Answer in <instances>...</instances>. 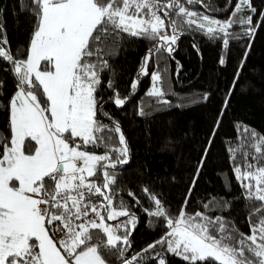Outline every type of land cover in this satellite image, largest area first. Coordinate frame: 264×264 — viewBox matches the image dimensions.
<instances>
[{"label": "snow or ice", "instance_id": "snow-or-ice-1", "mask_svg": "<svg viewBox=\"0 0 264 264\" xmlns=\"http://www.w3.org/2000/svg\"><path fill=\"white\" fill-rule=\"evenodd\" d=\"M200 3L202 0H31L36 23L26 59H15L2 46L8 44L6 36L0 40V60L11 65L9 71L17 81L8 102L12 136L10 140L0 137V264H109L105 254L122 264H167L166 254L153 251L157 245L186 264H264V216L255 224L249 220L250 234H245L223 216L187 213V199L173 219L154 194L149 199L155 208L145 212L163 218L168 231L140 253L125 258L131 247L128 225L134 229L136 217L124 200L116 203L114 186L118 169L129 161L130 150L119 122L102 112L98 103L101 71L109 67L103 53L109 39L122 34L159 41L141 63L131 84L135 90L140 77L149 74L153 56L165 49L171 54L184 31L221 39L226 47L230 37L239 39L230 28L252 24V15L236 14L256 12L250 0H239L235 13L220 21L187 7ZM244 34L254 36L255 28H245ZM151 80L147 95L163 97L159 71L151 73ZM108 87L114 91L112 102L123 107L130 97L121 98L111 79ZM99 114L111 125L99 119ZM139 114L147 115L142 109ZM248 145L259 154L252 156L257 163L248 162ZM261 145L264 136L253 131L239 147L228 148L245 199L260 202L250 215L264 212V166L258 163L264 159ZM88 146L103 147L105 152H90ZM238 153L245 158L243 168L235 164ZM204 162L202 158L197 176ZM128 195L135 199L132 192ZM203 207L227 210L229 205L225 200H213ZM120 217L128 219L121 222ZM149 252L153 255H144Z\"/></svg>", "mask_w": 264, "mask_h": 264}, {"label": "trees", "instance_id": "trees-1", "mask_svg": "<svg viewBox=\"0 0 264 264\" xmlns=\"http://www.w3.org/2000/svg\"><path fill=\"white\" fill-rule=\"evenodd\" d=\"M250 2L256 9L254 14L246 10L236 15H252V24H236L229 29L239 39L230 37L225 47L221 39L209 38L199 31H184L172 46L171 54L165 49L162 54L153 56L149 74L140 77L135 90L131 89V84L141 63L148 50L159 41L127 34L108 41L103 59L108 61L109 67L101 71L97 99L102 112L119 122L130 150L129 161L118 169L114 186L118 192L116 203L124 200L129 212L136 217L135 228H128L132 232L131 247L125 258L140 253L168 231L163 218L157 219L145 212V209L151 211L150 194L162 201L173 219L187 199V213L201 211L210 216H223L245 234H250L249 220L255 224L264 216V212L250 215L260 207V202L245 199V190L233 174V161L228 151L230 146L239 147L245 136L253 131L264 136V16L261 15L264 0ZM238 3L239 0H202L200 4L187 7L227 21ZM31 6V0H0V25H3L0 40L6 36L8 44L2 46L10 50L15 59H26L36 23ZM249 27L255 28L254 36L244 34V29ZM10 67L0 60V137L8 140L12 136L8 102L17 83ZM156 71L161 75L158 86L164 93L160 98L147 95L153 83L151 73ZM110 79L121 98L130 97L123 107L112 102L114 91L108 87ZM133 91L135 95H131ZM141 109L147 115H140ZM98 118L111 125L102 114ZM115 144L118 146V139ZM261 148L264 151V145ZM87 150L96 154L105 152L103 147L88 146ZM245 151L249 152L248 162L257 163L252 156L259 154L251 145ZM2 152L0 146V154ZM202 158L205 162L197 176ZM244 159L238 153L235 164L243 168ZM258 163L264 166V159ZM98 182L102 183V177ZM129 192L135 199L128 195ZM96 199L103 200V197ZM213 200H225L229 207L227 210L203 207ZM127 219L119 218L121 222ZM153 251L166 254L167 264H186L181 258L165 253L160 245ZM144 255L151 256L153 252ZM105 258L109 259V264H122L116 257L109 258L105 254ZM146 264H158V261Z\"/></svg>", "mask_w": 264, "mask_h": 264}, {"label": "rangeland", "instance_id": "rangeland-1", "mask_svg": "<svg viewBox=\"0 0 264 264\" xmlns=\"http://www.w3.org/2000/svg\"><path fill=\"white\" fill-rule=\"evenodd\" d=\"M219 20V19H218ZM152 88V87H151ZM151 90V89H150ZM127 220H123V222H126ZM107 223H109V224H115L116 223V221H106ZM128 228H129V230H131L132 229V226L131 225H128Z\"/></svg>", "mask_w": 264, "mask_h": 264}, {"label": "built area", "instance_id": "built-area-1", "mask_svg": "<svg viewBox=\"0 0 264 264\" xmlns=\"http://www.w3.org/2000/svg\"><path fill=\"white\" fill-rule=\"evenodd\" d=\"M150 205H151V210H154L155 208V205H154V202L150 200Z\"/></svg>", "mask_w": 264, "mask_h": 264}]
</instances>
